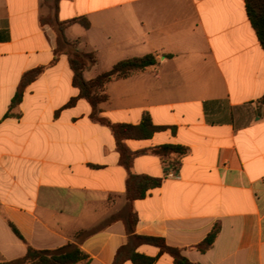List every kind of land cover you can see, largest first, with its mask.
Returning a JSON list of instances; mask_svg holds the SVG:
<instances>
[{
	"label": "crops",
	"instance_id": "obj_1",
	"mask_svg": "<svg viewBox=\"0 0 264 264\" xmlns=\"http://www.w3.org/2000/svg\"><path fill=\"white\" fill-rule=\"evenodd\" d=\"M52 16L49 0H0V262L23 256L26 245L73 243L86 264H113L127 237V171L86 100L63 108L78 90L67 48L44 22ZM55 16L89 23L63 27L77 52L94 54L86 80L123 59L157 60L107 83L98 106L111 123L137 125L146 113L162 127L125 140L130 151H144L130 172L160 181L132 201L134 233L162 238L194 264H264V51L243 0H58ZM40 66L8 110L21 75ZM160 145L185 152H150ZM213 226L211 246L198 251ZM135 251L174 264L154 246Z\"/></svg>",
	"mask_w": 264,
	"mask_h": 264
},
{
	"label": "trees",
	"instance_id": "obj_2",
	"mask_svg": "<svg viewBox=\"0 0 264 264\" xmlns=\"http://www.w3.org/2000/svg\"><path fill=\"white\" fill-rule=\"evenodd\" d=\"M49 1L53 9V16L45 19L44 22L50 24L55 30L58 44L67 48L68 63L72 71V85L78 90V95L70 98L63 108L72 106L78 98L86 100L91 107L90 119L108 127L114 138L115 147L119 154V163L127 171L124 193L126 200V215L123 220L127 237L126 243L117 249L113 264H120L125 260L130 261L131 264H152L154 262L153 257H148L135 251L136 247L143 244L156 247L158 249V254L165 253L169 255L174 264H194L184 258L180 254L179 249L168 246L162 238L141 236L134 233V225L137 217L131 208V203L135 199L143 198L145 192L148 189L157 187L160 181L157 178L146 175H136L130 172L133 158L144 151H130L125 145V140L149 138L155 131L162 129V127L154 126L146 113L142 114L140 122L137 125L111 123L108 119L100 115L98 108L99 104L106 102L108 99L105 92L107 83L113 80L126 78L136 72H141L149 67L155 66L157 64L156 58L148 54L142 57L123 59L117 61L108 70L99 73L95 77L89 80L84 79L83 71L85 68L95 63L94 54L92 52H77L73 48V43H70L64 38L63 27L66 24L78 23L83 28H88L89 23L83 17L70 19L66 22H59L55 16L58 0ZM243 3L250 26L264 51V0H243ZM43 70L44 67L40 66L27 70L21 75L18 86L10 100L8 110L16 107L20 103L25 87L34 81ZM260 101L264 102V94ZM4 116H8L7 113ZM150 152L162 158L168 153H175L177 156H181L184 154L185 148L179 145H160L151 148ZM171 164L175 167L178 162L173 161ZM8 225L13 234L21 241H24L16 228L11 223H8ZM217 231L218 228L213 226L205 238L196 245V249L200 252H204L210 247ZM87 234L88 233L84 231H77L74 235L76 237H84ZM87 261V255L76 244L67 243L53 250H40L26 245L23 256L9 261H2L0 264H76L79 262H84L86 264Z\"/></svg>",
	"mask_w": 264,
	"mask_h": 264
},
{
	"label": "rangeland",
	"instance_id": "obj_3",
	"mask_svg": "<svg viewBox=\"0 0 264 264\" xmlns=\"http://www.w3.org/2000/svg\"><path fill=\"white\" fill-rule=\"evenodd\" d=\"M102 66V64L99 66V68Z\"/></svg>",
	"mask_w": 264,
	"mask_h": 264
}]
</instances>
